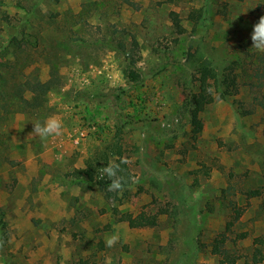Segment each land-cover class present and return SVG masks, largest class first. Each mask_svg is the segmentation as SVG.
<instances>
[{
  "label": "rangeland",
  "instance_id": "1",
  "mask_svg": "<svg viewBox=\"0 0 264 264\" xmlns=\"http://www.w3.org/2000/svg\"><path fill=\"white\" fill-rule=\"evenodd\" d=\"M261 15L264 0H0L4 89L27 75L46 81L47 55L59 77L34 112L0 98V264H218L210 243L230 203L244 208L230 238L247 233L227 243L242 255L236 264L250 263L255 238L264 256V88L242 85L206 107L197 136L178 110L194 89L187 54L251 69L239 48L256 51L250 34ZM21 31L38 47L13 48ZM132 41L135 85L119 49ZM53 115L61 136L29 135ZM113 143L133 176L122 193L72 181L75 170L99 169L97 153ZM154 214L153 228L128 226ZM110 235L119 236L112 248Z\"/></svg>",
  "mask_w": 264,
  "mask_h": 264
},
{
  "label": "trees",
  "instance_id": "2",
  "mask_svg": "<svg viewBox=\"0 0 264 264\" xmlns=\"http://www.w3.org/2000/svg\"><path fill=\"white\" fill-rule=\"evenodd\" d=\"M171 16H174L173 21L176 22V15L171 13ZM203 18L204 16L197 10L190 14V19L194 21V26L199 25V23L203 21ZM10 42L13 48L22 52L27 47H38V44L32 39L31 35L24 31L19 32V35H13ZM119 49L122 50L125 60V66L122 70L123 77L128 83L134 85L140 83L141 75L136 68L139 57L132 54L134 50L136 53L137 43L132 41V47L130 49H126V46L120 43ZM239 49L243 53L242 59L246 60V64L248 63L253 66L251 69L242 70L238 68L242 66V60L240 59L220 65L214 63L210 58L203 56L200 50L194 51V54H187L188 61L193 66L191 81L194 84V89H189L186 92L178 110L182 117H186L187 124L191 127V132L194 136H197L202 131L203 124L200 116L206 107L216 101H226L234 97L238 94L239 87L242 85H247L250 88L256 87L258 90L264 88V68L261 69L260 66L259 68L255 64L257 61L263 63L264 56L262 53L258 54L256 51H251L250 47L243 44ZM50 56L51 55H47L44 57L46 63L50 67L48 79L46 81H41L37 75H27L23 82L17 86L14 85V89H10V91L4 89L6 82L0 75V98L6 103L9 102L10 106L15 105V107H20L19 113L34 112L37 108L42 107L46 101V95L56 86L59 78L53 67L55 64L54 58H49ZM236 69H239V71ZM242 77H244L246 82L240 84V79H242ZM24 93L29 94V99L23 96ZM122 151L120 144L113 143L107 146L104 151L97 153L98 158L96 162L102 165H98V168L106 166L107 162L113 159H117V162H119V159H121L123 155ZM96 168L92 167L84 170H75L73 172L72 181L76 183H96L101 187H107L110 181L107 178L97 180L96 175L98 174L96 170L98 169ZM120 175L124 176L127 181L124 188L128 187L132 182L133 176L126 163L121 164ZM228 207L230 210L229 220L226 222L224 230L215 235L210 243V253L218 258V264H236L242 258V255H238L235 251L229 249L227 243L230 241H241L247 238V233L245 232L237 234L233 239L230 238V235L233 234L232 228L239 221L244 208H239L233 203H230ZM0 216H2L1 213ZM0 224L3 226L1 219ZM157 224V214L137 216L135 218H129L128 220V226L134 229L153 228L157 226ZM254 245L256 246L251 254L250 263L246 260L245 264H259L264 259L261 251L263 238H255ZM76 264L86 263L79 261Z\"/></svg>",
  "mask_w": 264,
  "mask_h": 264
},
{
  "label": "clouds",
  "instance_id": "3",
  "mask_svg": "<svg viewBox=\"0 0 264 264\" xmlns=\"http://www.w3.org/2000/svg\"><path fill=\"white\" fill-rule=\"evenodd\" d=\"M252 42L251 48L258 52L264 53V15H261L257 22L252 25V32L250 34ZM32 132L30 136L47 139L48 137H59L63 133V120L56 116H49L43 122L37 121L32 124ZM127 163L124 159L110 160L107 165L98 169L96 179L103 180L107 178L110 183L107 185L109 191L121 192L124 189L126 178L120 175L121 164ZM119 241L118 235H110L105 239V246L108 248L114 247ZM110 264V261H108Z\"/></svg>",
  "mask_w": 264,
  "mask_h": 264
}]
</instances>
